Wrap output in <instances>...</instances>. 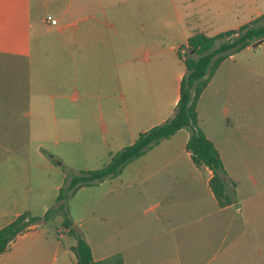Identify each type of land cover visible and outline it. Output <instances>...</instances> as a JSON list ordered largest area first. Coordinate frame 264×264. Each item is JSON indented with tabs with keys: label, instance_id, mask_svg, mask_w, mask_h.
<instances>
[{
	"label": "crops",
	"instance_id": "0c3cea01",
	"mask_svg": "<svg viewBox=\"0 0 264 264\" xmlns=\"http://www.w3.org/2000/svg\"><path fill=\"white\" fill-rule=\"evenodd\" d=\"M262 12L244 0H0V227L56 203L61 163L96 168L173 114L185 71L178 46L191 33L237 28ZM257 64L230 54L196 107L227 187L234 182L231 203L217 204L185 127L128 162L117 184L74 191L112 183L87 210L101 218L109 203L111 253L124 264H264V59ZM80 218L71 226L93 259L111 254L95 253ZM45 223L19 233L0 264H77L76 239Z\"/></svg>",
	"mask_w": 264,
	"mask_h": 264
},
{
	"label": "trees",
	"instance_id": "16d2710c",
	"mask_svg": "<svg viewBox=\"0 0 264 264\" xmlns=\"http://www.w3.org/2000/svg\"><path fill=\"white\" fill-rule=\"evenodd\" d=\"M261 37H264V12L237 28L220 31L213 35L202 31L191 33L186 42L182 44L186 48L184 54L178 52L184 63L185 71L180 78L179 98L173 114L162 122L139 132L133 142L110 153L108 159L100 167L66 174L55 198L57 205L48 207L43 214H33L29 210H24L1 226L0 253L10 246L19 233L41 220H49L56 213H60L62 214L61 226L76 238L72 249L77 264H124L120 251L97 260L93 259L89 243L79 231L71 226L72 221L68 216V199L80 186L92 185L118 175L128 162L182 127L190 132L185 147L190 152L193 163L199 167L207 166L212 171L209 186L217 204L224 206L231 203L235 197L234 182L231 181L232 186L227 187L229 177L213 141L198 125L196 107L202 90L220 62ZM218 39L220 41L216 45ZM61 166L66 171L65 164L61 163Z\"/></svg>",
	"mask_w": 264,
	"mask_h": 264
},
{
	"label": "rangeland",
	"instance_id": "374dc122",
	"mask_svg": "<svg viewBox=\"0 0 264 264\" xmlns=\"http://www.w3.org/2000/svg\"><path fill=\"white\" fill-rule=\"evenodd\" d=\"M243 0H241L242 3ZM247 5L250 6H259L264 9V0H244ZM153 3V2H151ZM256 13V10H248L246 12V17H249L250 15H254ZM165 38V42L169 43L171 39V34L168 32V34L163 37V40ZM217 41H220L218 39ZM183 44V43H182ZM180 44L178 46V52H180L182 55L184 54L185 47ZM240 58H242L247 63H252L253 65H258L257 63L264 59V42L259 43L256 46H251L249 48H242L238 51ZM169 61V60H168ZM172 70L170 68V63H168V71L167 76H171ZM25 109V108H23ZM55 161L56 158H55ZM105 162V161H104ZM103 162V163H104ZM102 163V164H103ZM66 171L64 170L65 174L69 175L71 173L78 172L79 170H82V168H76L73 169L72 166L67 165L66 163ZM102 164H100L97 167H100ZM96 167V168H97ZM50 178H56L58 179V175L56 174H48ZM112 178V177H111ZM116 177L110 179L112 182L116 183L115 180ZM110 181L105 182L103 185H99L97 187H88L86 189H83L81 191H77L74 193L71 201H70V207L68 208V212L70 213V217L77 218L81 216L82 223H84V229L86 228V231L90 234V236L94 239L93 246L95 248V253H111L113 247H117L116 245L112 247V238H114L112 231H111V218H110V208L109 203L105 207V211L103 210L102 217L101 218H95L94 216H90L91 214L88 212L90 206L93 204V201H95L97 198H100L101 195L104 193L105 189L110 188V185L112 184ZM117 184V183H116ZM50 191V190H49ZM71 195V196H72ZM70 196V197H71ZM107 196H110V193L107 194ZM69 202V199H68ZM51 205V204H50ZM57 205V202L52 204V206ZM50 207V206H49ZM88 209V210H87ZM69 216V215H68ZM62 221V214L56 213L53 218L49 220H41L40 222H46L44 224L45 228L55 231V229L60 228L63 230L64 228L61 226ZM75 229V227H73ZM76 230V229H75ZM80 232V231H79ZM69 236H64V239L67 240ZM70 238H75L74 235H72ZM76 239V238H75ZM105 243V245H103ZM104 246V247H103Z\"/></svg>",
	"mask_w": 264,
	"mask_h": 264
},
{
	"label": "water",
	"instance_id": "95a60500",
	"mask_svg": "<svg viewBox=\"0 0 264 264\" xmlns=\"http://www.w3.org/2000/svg\"><path fill=\"white\" fill-rule=\"evenodd\" d=\"M263 40H264V37H261V38L255 40V41H253V42L251 43V45H252V46H256V45H258L259 43H261Z\"/></svg>",
	"mask_w": 264,
	"mask_h": 264
},
{
	"label": "built area",
	"instance_id": "2783aa9c",
	"mask_svg": "<svg viewBox=\"0 0 264 264\" xmlns=\"http://www.w3.org/2000/svg\"><path fill=\"white\" fill-rule=\"evenodd\" d=\"M46 19L49 20L51 23H56V18L52 17L51 15H47Z\"/></svg>",
	"mask_w": 264,
	"mask_h": 264
}]
</instances>
